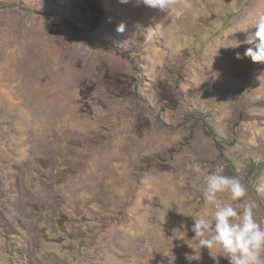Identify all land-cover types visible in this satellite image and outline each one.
<instances>
[{
	"label": "rangeland",
	"instance_id": "rangeland-1",
	"mask_svg": "<svg viewBox=\"0 0 264 264\" xmlns=\"http://www.w3.org/2000/svg\"><path fill=\"white\" fill-rule=\"evenodd\" d=\"M191 3L177 20L140 0H0V264H228L193 240L212 210L190 156L223 162L264 217V64L236 58L264 0Z\"/></svg>",
	"mask_w": 264,
	"mask_h": 264
},
{
	"label": "clouds",
	"instance_id": "clouds-1",
	"mask_svg": "<svg viewBox=\"0 0 264 264\" xmlns=\"http://www.w3.org/2000/svg\"><path fill=\"white\" fill-rule=\"evenodd\" d=\"M127 4L130 0H119ZM153 9H159L179 20L192 7L191 0H140ZM255 32L246 43L253 45L236 58H250L253 63L264 64V14L257 16ZM124 24L116 31L124 32ZM151 39L153 29L145 30ZM238 46V45H237ZM184 175L191 174V187L202 193L203 204L211 211L192 216L191 232L199 249H216L228 264H264V217H257V203L251 198L247 185L236 175L225 174V164L218 162L206 171L195 156L186 161ZM183 178V177H182Z\"/></svg>",
	"mask_w": 264,
	"mask_h": 264
},
{
	"label": "bare ground",
	"instance_id": "bare-ground-1",
	"mask_svg": "<svg viewBox=\"0 0 264 264\" xmlns=\"http://www.w3.org/2000/svg\"><path fill=\"white\" fill-rule=\"evenodd\" d=\"M43 72H42V74H43ZM48 97H49L48 95H44V96L42 95V97H41V100L39 102L40 103V107H41V112H42V114H46L49 117H53V115H55V114L51 113L52 110H50V106L53 107V109L56 111V107H57L56 104H55L56 99H52V98H48ZM47 103L49 105H47ZM45 144H47L45 139H42L40 141V145H42V147L45 148L46 147Z\"/></svg>",
	"mask_w": 264,
	"mask_h": 264
}]
</instances>
